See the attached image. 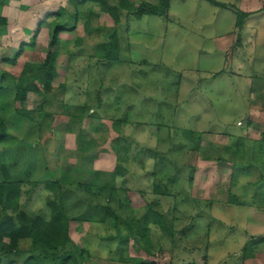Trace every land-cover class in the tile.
<instances>
[{
	"label": "rangeland",
	"instance_id": "obj_1",
	"mask_svg": "<svg viewBox=\"0 0 264 264\" xmlns=\"http://www.w3.org/2000/svg\"><path fill=\"white\" fill-rule=\"evenodd\" d=\"M212 1L218 6L170 0L166 15L137 18L139 8L159 0H104L82 11L77 29L62 36L53 54L49 46L35 47L15 67L0 70L6 89L0 123L7 131L0 182L9 174L18 186L0 206V218L25 212L50 220L51 205L59 201L72 219L73 244L89 253L84 264H125L130 258L239 264L232 242L243 231L241 212L230 230L215 222L210 206L201 203L191 215L188 203L176 205L179 192L187 197L200 162L210 173L232 164L223 153L237 151V124L248 122L245 111L253 126L264 129V0ZM239 11L248 14L242 29L236 26ZM110 42L118 49L106 60ZM48 59L55 74L50 91L34 81L40 93L14 101L22 73L38 71ZM244 149L243 166L264 174V143L248 141ZM111 187L123 210L110 197ZM88 204L110 206L124 222L75 220ZM145 227L140 243L130 239L125 245L118 237ZM30 245L20 242L16 264L28 257ZM9 254L2 249L0 258Z\"/></svg>",
	"mask_w": 264,
	"mask_h": 264
},
{
	"label": "crops",
	"instance_id": "obj_2",
	"mask_svg": "<svg viewBox=\"0 0 264 264\" xmlns=\"http://www.w3.org/2000/svg\"><path fill=\"white\" fill-rule=\"evenodd\" d=\"M89 6H96V2L94 0H0V18L7 21L6 25L0 26L1 72L5 73V70L15 67L35 47L49 46L55 25L64 21L70 23L77 11L82 13ZM69 33L71 32H63L60 40ZM243 114L248 122L246 125L237 124L240 128L239 137L236 139L237 151L234 148L233 151H229L230 154L223 153L224 158L230 160L232 164L225 169L222 168L220 172L210 173L204 169L206 164L200 162V167L193 171L194 175L189 181L187 197H183L182 192H179L176 205L188 203L191 215L195 213L193 208L201 203L210 206L208 209L212 218H216L215 222L230 226V230L233 228L235 216H240L241 212L243 224L240 228L243 231L238 230L239 236L233 238L232 244L236 245L233 253L237 256L239 264H264V192H262L264 174L263 170H257L255 166L251 169L249 166L248 168L246 165L243 166L244 163L246 164L247 156L241 155L246 153L244 143L248 141L264 143V129L250 123L249 112L245 111ZM239 147L243 149L242 153ZM179 189L181 191L182 186ZM259 200L263 201L262 205ZM179 213L182 214L181 209ZM217 237L218 234L215 233L214 238ZM253 242L256 244L250 251L248 245Z\"/></svg>",
	"mask_w": 264,
	"mask_h": 264
},
{
	"label": "trees",
	"instance_id": "obj_3",
	"mask_svg": "<svg viewBox=\"0 0 264 264\" xmlns=\"http://www.w3.org/2000/svg\"><path fill=\"white\" fill-rule=\"evenodd\" d=\"M99 5H102L104 0H94ZM214 5V1L208 0ZM170 0H159L157 5H152L146 3L143 7L139 8L136 17L142 18L145 16H159L162 17L166 15V11L169 8ZM83 4V1L81 2ZM218 6V5H216ZM81 12H76L70 23L66 21L58 23L55 25L54 30L50 36L49 49L50 54H53L54 48L60 44V35L63 32H72L77 29V23L79 21ZM114 16V14H113ZM248 17L247 13L239 11L237 13L236 26L239 29L243 28L244 21ZM7 21L0 18V26L6 25ZM117 43L110 42L107 47L104 48V58L106 60H111L113 57L114 50H117ZM50 59V58H49ZM49 59L45 64H43L38 71H32L31 74L28 72H23L21 75L20 82L15 85V97L14 101L19 103H25L30 92L40 93L39 88L35 85L34 81H38L43 84L44 91L49 92L51 89V84L55 78L53 73V68H51ZM29 66V65H28ZM46 71L47 75L44 79H38V75L42 71ZM6 76V75H4ZM3 76V77H4ZM6 94V89L3 85H0V94ZM19 113L22 114L21 111ZM7 131L5 127L0 123V144L5 142ZM119 175L118 171L113 173V177ZM10 175H6V180L0 182V206L10 202L16 193L17 185L15 182L10 180ZM56 184V183H55ZM55 184L52 185V191H56ZM56 185H59L58 183ZM90 186H86L87 190ZM104 188L100 190L103 191ZM110 197L112 200L116 198L119 210L124 209V203L117 195V189L114 187L110 188ZM93 209V210H92ZM52 216L50 220H47L41 216L33 217L25 212H20L17 217H12L6 215L0 218V252L2 249H8L10 254L8 255V260H4L3 257L0 258V264H16L17 258L20 256L19 245L20 242L29 240L31 242L30 250L25 251L28 253V257L22 262V264H84L89 257V253L85 249H79L71 240L69 234L70 218L67 217L64 206L59 201H54L51 205ZM84 214L80 218L75 220H80L81 222L89 223H105V219H112L116 225L122 221V217L110 206L98 207L88 204L86 206ZM103 216L101 217V212ZM87 215H97L98 218H89ZM134 217V216H133ZM137 222V221H136ZM149 224V222H147ZM155 225L159 224V221H155ZM146 228V227H145ZM148 229L146 228L141 234L134 231H130L125 237L118 236L124 239L125 245H128L130 239L135 240L140 243L145 239ZM8 240V243H4V240ZM8 244V245H7ZM17 252V254H16ZM120 262L125 264H149L143 260H136L133 258L123 259Z\"/></svg>",
	"mask_w": 264,
	"mask_h": 264
}]
</instances>
